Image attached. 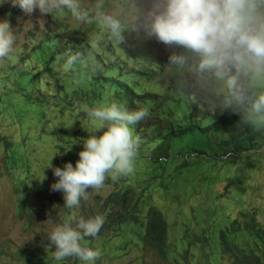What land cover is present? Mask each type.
<instances>
[{"label":"rangeland","instance_id":"374dc122","mask_svg":"<svg viewBox=\"0 0 264 264\" xmlns=\"http://www.w3.org/2000/svg\"><path fill=\"white\" fill-rule=\"evenodd\" d=\"M77 2L86 19H77L67 7L28 17L10 0L0 4V20L9 19L16 36L9 54L0 57V264H24L15 254L29 245L54 256L47 237L65 215L74 217L75 226L107 194L128 186L165 215L172 240L184 230L216 235L234 219H243L245 211H254L264 227V111L238 104L235 127L212 117L220 115L223 103L237 102L228 74L241 61H225L219 75L217 69L198 72L199 57L191 53H184L189 56L185 66H170L171 51L183 50L166 49L147 37L151 0ZM108 17L120 22L119 37ZM73 42L77 48L71 49L84 54L83 62L68 65L63 53L53 55ZM235 79L239 83L242 77ZM250 80L258 95L264 93V65ZM187 81L193 84L190 95L182 89ZM113 102L149 112L130 126L139 137L133 171L106 173L103 186L89 189L79 207H64L63 194L50 190L58 179L51 164L75 166L83 139L106 130L103 121L90 118V110ZM189 124L194 131L173 140L170 158L155 172L149 154L160 134ZM191 148L205 155L187 156ZM9 153L23 169L12 168L11 162L7 166ZM21 203L31 210L30 226L19 219ZM237 239L247 238L239 234ZM7 242L8 255L1 247ZM98 246V259L74 264H166L129 225ZM176 248L187 251L188 264H200L206 256L198 244L185 240Z\"/></svg>","mask_w":264,"mask_h":264},{"label":"clouds","instance_id":"9594fccd","mask_svg":"<svg viewBox=\"0 0 264 264\" xmlns=\"http://www.w3.org/2000/svg\"><path fill=\"white\" fill-rule=\"evenodd\" d=\"M8 0H0V4ZM12 7H18L26 16L34 13L47 14L72 10L77 19H86L87 13L79 11L77 0H10ZM145 31L149 39L154 38L171 51L168 64L183 67L191 53L199 57L197 71L217 69L220 74L225 61H240L244 55L264 62V12L258 9V0H151ZM20 19L19 17L17 18ZM107 23L117 37L120 36V22L111 17ZM16 40L11 21L0 20V57L12 50ZM67 64L83 62L82 52L68 49L62 54ZM253 112L264 111V93L251 103ZM149 115L147 108L129 111L124 105L113 102L110 106L92 108L90 118L105 123L106 130L89 134L83 139V150L78 153L75 166L67 162L61 167H52L55 183L52 192L63 194L64 207H79L81 200L89 198L88 190H99L105 181V174L115 171L127 174L133 171L139 137H134L131 125ZM46 178V177H45ZM105 217H80L75 226L70 222L56 225L48 234L55 246L56 260L76 257L90 262L101 255L99 250L81 244L84 237L95 238Z\"/></svg>","mask_w":264,"mask_h":264},{"label":"trees","instance_id":"16d2710c","mask_svg":"<svg viewBox=\"0 0 264 264\" xmlns=\"http://www.w3.org/2000/svg\"><path fill=\"white\" fill-rule=\"evenodd\" d=\"M258 9L260 12H264V0H258ZM70 48H77V44L73 42ZM65 51H67L65 47H60L53 51V55L62 54ZM240 61V65H231L232 70L228 74L236 92L237 102L228 100L222 104L220 110H217L220 115L216 113L212 115L216 122L222 123L223 120H227V127H235L237 124L235 115L238 104L250 106L258 96L250 78L258 73L264 62L258 63L248 55H244ZM243 66L245 69L242 70ZM236 75L242 77L239 83L235 79ZM190 77H194V75L190 74ZM192 85L187 81L183 86L182 89L186 95L191 94ZM195 128V125L192 124L178 125L175 128H169L165 134H160L158 142L151 148L149 154V161L153 164L155 172L162 171V165L170 158L173 140L191 133ZM9 155L11 156L7 166L12 164L11 167L14 169L22 168L18 165L17 157L12 153ZM190 155L200 156L205 155V152L191 148L187 153V156ZM180 165L186 166V162L182 161ZM134 190L133 187L128 186L121 190L111 191L95 207L96 209L92 211L91 215H87L86 212L82 213L87 215L84 216L85 219L97 214L105 217V223L98 235L95 238L84 237V240L81 241L82 246L86 245L93 250H100L98 244L102 245L106 239L119 234L121 226L129 225L131 230L137 232L143 245L150 248L154 255L166 264H188L187 251H178L176 248L177 243L184 240L188 241L189 245L198 244L203 255L206 254L200 264H264V227L256 220L254 211L243 212L245 216L243 219H234L228 225L219 228L216 235L210 231L196 233L184 230L172 240L165 215L155 205L146 203L145 197L143 195L141 197ZM30 213L29 205L21 203L18 216L21 220L25 219L24 223L28 226L32 223ZM63 220L71 223L74 217L65 215ZM239 234H244L247 239L240 243L237 239ZM7 244L10 242L1 246L6 255L10 248ZM15 257L21 259L24 264H65L67 262L74 264L78 260L76 257H68L58 261L55 256H51L40 248L36 249L32 245L18 250Z\"/></svg>","mask_w":264,"mask_h":264}]
</instances>
